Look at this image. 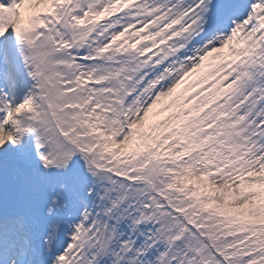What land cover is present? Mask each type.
Masks as SVG:
<instances>
[{
  "label": "snow or ice",
  "instance_id": "obj_1",
  "mask_svg": "<svg viewBox=\"0 0 264 264\" xmlns=\"http://www.w3.org/2000/svg\"><path fill=\"white\" fill-rule=\"evenodd\" d=\"M0 264H264V0H0Z\"/></svg>",
  "mask_w": 264,
  "mask_h": 264
},
{
  "label": "rangeland",
  "instance_id": "obj_2",
  "mask_svg": "<svg viewBox=\"0 0 264 264\" xmlns=\"http://www.w3.org/2000/svg\"><path fill=\"white\" fill-rule=\"evenodd\" d=\"M197 87V85H192V88L189 89V91H191L193 88Z\"/></svg>",
  "mask_w": 264,
  "mask_h": 264
}]
</instances>
